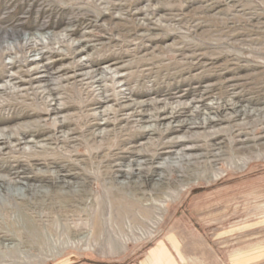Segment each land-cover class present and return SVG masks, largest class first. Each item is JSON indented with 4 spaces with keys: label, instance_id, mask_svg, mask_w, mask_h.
Returning a JSON list of instances; mask_svg holds the SVG:
<instances>
[{
    "label": "rangeland",
    "instance_id": "rangeland-1",
    "mask_svg": "<svg viewBox=\"0 0 264 264\" xmlns=\"http://www.w3.org/2000/svg\"><path fill=\"white\" fill-rule=\"evenodd\" d=\"M0 139V264H264V0H0Z\"/></svg>",
    "mask_w": 264,
    "mask_h": 264
},
{
    "label": "bare ground",
    "instance_id": "bare-ground-1",
    "mask_svg": "<svg viewBox=\"0 0 264 264\" xmlns=\"http://www.w3.org/2000/svg\"><path fill=\"white\" fill-rule=\"evenodd\" d=\"M55 109H52V111H54ZM56 111V110H55ZM51 113V112H50ZM0 141H2L3 143H5V141L3 139H0ZM7 143V142H6Z\"/></svg>",
    "mask_w": 264,
    "mask_h": 264
}]
</instances>
